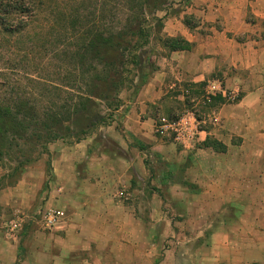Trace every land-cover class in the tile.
Here are the masks:
<instances>
[{
	"label": "crops",
	"instance_id": "0c3cea01",
	"mask_svg": "<svg viewBox=\"0 0 264 264\" xmlns=\"http://www.w3.org/2000/svg\"><path fill=\"white\" fill-rule=\"evenodd\" d=\"M170 1L162 34L191 47L159 45L158 69L121 93L106 137L51 142L12 183L0 166V218L66 213L19 244L0 226V264H264V0ZM213 79L238 86V102L214 97L192 149L159 137L161 117L189 112L180 89Z\"/></svg>",
	"mask_w": 264,
	"mask_h": 264
},
{
	"label": "trees",
	"instance_id": "16d2710c",
	"mask_svg": "<svg viewBox=\"0 0 264 264\" xmlns=\"http://www.w3.org/2000/svg\"><path fill=\"white\" fill-rule=\"evenodd\" d=\"M42 3L0 0V166L6 171L1 179L10 183L25 165L48 152L49 143L69 137L80 141L107 125L111 111L123 103L122 91L130 89L134 97L158 69L154 43L170 51L191 47L183 37L162 34L163 17L157 12L167 8V0H107V35L81 33L69 58L58 65L59 82L42 77L40 67L29 76L26 61L10 65L11 47L4 50L3 41L24 34ZM185 22L191 25V17ZM2 48L7 56L3 66ZM107 106L108 114L102 113ZM206 145L225 150L216 140Z\"/></svg>",
	"mask_w": 264,
	"mask_h": 264
},
{
	"label": "rangeland",
	"instance_id": "374dc122",
	"mask_svg": "<svg viewBox=\"0 0 264 264\" xmlns=\"http://www.w3.org/2000/svg\"><path fill=\"white\" fill-rule=\"evenodd\" d=\"M167 1L166 7L173 4V1ZM36 11V19L30 23L24 34L13 35L3 41L6 46L4 50L11 47L9 57L12 62L10 65L26 61L24 69L27 70L29 76L37 74V67H40L42 77L53 78L59 82L58 65L62 64L64 58H69L70 48L77 42L81 33L91 30L93 33L100 31L107 35V0H43L42 5ZM154 45L160 52V43L156 42ZM1 51L2 54L5 53L3 48ZM5 57L7 56L4 54L2 66ZM15 74L17 73L12 71V77H16ZM26 88L29 89L28 86ZM123 91H126L128 95L132 93L130 89ZM186 105L190 108L187 102ZM109 110L107 106V110L103 108L102 113L108 114ZM101 127L102 130H100ZM106 131L107 125H99L91 133L106 137ZM74 139L68 138L69 141ZM9 214L5 213L0 218V226L3 229ZM34 218L35 223L33 224H30V219H28L22 231L23 236L31 230L33 225L42 231L48 229L41 224L37 215L34 214ZM19 243L21 241L17 244ZM169 245V240L165 241L164 247L167 248ZM161 257L164 259L163 253Z\"/></svg>",
	"mask_w": 264,
	"mask_h": 264
},
{
	"label": "built area",
	"instance_id": "2783aa9c",
	"mask_svg": "<svg viewBox=\"0 0 264 264\" xmlns=\"http://www.w3.org/2000/svg\"><path fill=\"white\" fill-rule=\"evenodd\" d=\"M180 94L190 105L189 112L172 119L161 117L155 132L159 137L169 139L186 149H192L199 136L200 125L207 119H216L214 113H209L214 97L222 95L226 102L236 103L240 98V88L238 86L228 88L221 79H213L207 83L201 94L195 93L191 86L182 87ZM36 214L41 224L48 229L56 227L66 216L64 210L56 208L40 209ZM27 221L28 217L21 209H14L4 223L6 235L12 241L20 242Z\"/></svg>",
	"mask_w": 264,
	"mask_h": 264
}]
</instances>
